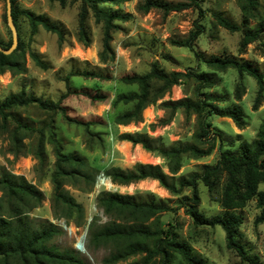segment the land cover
<instances>
[{"label": "rangeland", "instance_id": "374dc122", "mask_svg": "<svg viewBox=\"0 0 264 264\" xmlns=\"http://www.w3.org/2000/svg\"><path fill=\"white\" fill-rule=\"evenodd\" d=\"M138 1L131 0L118 7L101 6L106 11L118 10L131 15L128 22L119 23L120 30L113 34L111 48L114 52V61L102 65L98 59L102 49V32L100 26L94 23L91 10L88 11L87 20L91 45L85 48L75 39L82 0H69L65 6L49 0H17L21 10L44 16L50 23L60 27L65 37L60 46L54 34L39 28L37 33L31 36L27 22L25 20L20 22L17 35L18 41L24 44L26 72L17 76L6 72L0 76V101L10 94L23 90L35 98L56 103L66 93L65 79L78 74L79 76L69 78L71 94L61 100V106L69 118L87 124L78 126L67 123L60 113L45 112L35 105L13 110L12 114L22 125L43 131L45 159L39 163L35 156L38 134L35 132L27 135L22 141L24 151L15 156L9 152L8 134L0 121V174L5 172L22 177L42 194L41 204L27 213L30 220L48 221L57 227L61 223L65 225L66 222L64 219H55L51 210L50 177L55 159L52 146L46 142L49 125L61 143L63 152L69 155L76 154L85 159L95 179L100 174L108 178L104 172L112 167L130 170L137 163L158 165L167 173L164 161L160 157L128 142L126 148L122 145L123 142L118 140L119 135L135 133L146 135L157 140L156 145L163 148L175 143L181 145L193 143L197 117L186 116L182 111L171 113L161 106V103L169 100L194 99L193 89L196 84L192 80L173 86L162 99L148 106L146 109L149 110V116L145 117L142 112L141 123L128 126L113 124L117 115L130 109V105L113 106L115 98L137 91L136 86L125 85L121 79L125 76L147 74L154 64L166 73L194 71L211 74L215 81L214 86L202 89L201 93L221 99V102L214 103L219 108L237 106L243 113L242 128H238L228 118L207 117L205 122L211 125V137L215 138L214 151L210 156L200 160L183 158L176 177L200 173L202 165L214 166L217 163L220 152L225 150L235 152L241 143H251L256 138L264 119V81L260 88L256 81L245 73L239 74L232 69L213 72L199 63L195 54L246 61L264 73V0H257V15L249 21V29L262 27L261 33L258 40L247 45L243 43L241 32L229 33L218 26L214 17L219 13L232 23L240 25L241 12L237 0H202L199 4L200 10L190 8L167 16L158 11H150L145 15L136 13L135 6ZM5 14V0H0V41L4 45L11 41V32L3 20ZM194 22L203 27V33L194 42L193 49L174 45L172 42L181 41L187 36ZM31 54L37 57L45 69L32 61ZM83 72L101 75L106 77V80L80 76ZM95 95L104 96L105 101L92 100ZM16 127L13 121L7 120L9 131L15 130ZM136 154H142L145 157L144 162L136 159ZM95 184L94 180L90 188H86L82 183L64 186L65 191L83 207V226L77 227L76 221L72 219L68 221V228L71 227L72 232L59 227L63 234L51 242L60 250L73 249L87 264H102V260L108 254L107 250L100 249L91 256L85 248L86 241L84 253H87L90 259L75 248L76 235L78 236L79 231L86 226L88 216L91 220L97 219L98 224L108 222L96 206V198L101 192L132 196L141 202L162 203L172 209L160 217L161 227L163 229L173 227L178 240L189 245L193 254L205 264H251V262L264 264V222L255 223L260 212L255 199L248 201L241 210L236 211V214L242 217V224L238 229L239 236L236 238L245 253V258L241 259L234 251L226 248L225 235L220 227L196 226L185 214V210L181 208V197H190L191 190H185L181 196L173 197L157 181L149 179L128 186L113 184L118 188V192L99 190ZM224 184L225 176H222L215 191L209 193L200 181L197 182L200 200L198 211L203 216L210 218L223 212L219 200ZM258 189L263 191L264 185H260ZM144 256L136 255L118 264H143ZM179 261L180 258L176 256L174 263ZM147 264L161 262L159 258H154Z\"/></svg>", "mask_w": 264, "mask_h": 264}, {"label": "trees", "instance_id": "16d2710c", "mask_svg": "<svg viewBox=\"0 0 264 264\" xmlns=\"http://www.w3.org/2000/svg\"><path fill=\"white\" fill-rule=\"evenodd\" d=\"M65 6L69 0H49ZM131 0H82L81 10L78 16V26L75 35L76 42L85 48L91 45V36L87 28L88 11H92L94 23L99 25L102 32V46L98 54L102 65L114 61V52L111 48L112 37L120 30L119 23L128 22L131 15L118 10L106 11L102 5L118 7ZM202 0H189L187 3H173L167 0H139L135 6L136 13L145 15L150 11H158L163 16L170 13H178L190 8L199 9ZM241 12V23L237 25L221 14L214 15L219 27L229 33L241 32L245 45L258 40L262 27L249 29V21L257 15V0H237ZM11 17L14 27L19 33V24L23 20L27 22L30 35L34 36L39 28L54 34L61 46L65 33L55 24L41 15H35L29 11L21 10L17 0H10ZM6 21V14L4 19ZM203 33V27L197 22L181 41L172 42L178 47L193 49L194 42ZM12 41L0 47L3 50L10 48ZM197 61L213 72H223L227 69L235 70L239 74L245 73L253 78L262 88L264 73L251 63L235 58L206 57L196 53ZM31 59L42 69L45 66L36 56L31 54ZM12 76L23 75L25 68L24 44L18 41V46L10 55L0 53V76L4 73ZM79 76L70 75L65 79L66 93L58 102L53 103L35 98L23 90L10 94L0 101V121L2 128L8 134L9 152L15 156L24 151L22 141L27 135L38 134L35 156L39 163L45 159L43 131H36L30 126L22 125L12 114V111L35 105L40 110L50 113H60L67 123L78 126L87 124L75 121L65 114L61 106V100L70 93L69 78ZM80 76L106 80V77L94 73L83 72ZM192 80L194 87V99L182 98L176 101L161 103L162 108L175 113L182 111L186 116L197 117V129L193 134V143L181 145L175 143L168 148L156 145L146 135L122 134L118 136L121 142H128L133 146H141L147 153H153L164 161L167 173L158 165L135 164L130 170H121L112 167L104 172L112 184L128 186L144 180L157 181L159 185L168 191L173 197L181 196L185 190H191V196L181 197V208L190 217L196 226L220 227L225 235L226 248L234 251L241 259L245 258L243 247L237 242L238 229L242 224V217L236 214L245 204L255 199L256 206L260 210L255 223L264 222V190L258 187L264 185V119L259 126L256 138L251 143H241L235 152L225 150L219 153V159L214 166L202 165L200 173H191L186 177H176L181 169L182 159L187 157L192 160H200L208 157L215 149V138L211 137V125L205 122L210 116L228 118L238 128L243 126V113L237 106L219 108L214 103L221 99L201 93L202 89L211 88L215 81L211 74L205 72L188 71L166 73L157 65H153L150 71L144 75L125 76L121 82L125 85L136 86L135 93L118 95L113 106L119 104L130 109L117 115L113 124L116 126H128L142 122L141 113L150 105L162 99L170 89L184 81ZM97 102L105 101V97L95 95L91 98ZM16 124L15 130L9 131L7 120ZM47 143L52 146L54 165L50 177L52 186L51 210L57 220L64 219L65 225L74 219L77 227H82L83 207L76 203L73 197L65 191L66 184H84L86 188L92 187L95 178L85 159L76 154H65L63 147L56 138L49 125ZM21 134V136H20ZM23 134V135H22ZM218 139L217 136H215ZM212 138V139H211ZM225 176L219 203L223 212L207 218L198 211L200 203L197 193V182L200 181L209 193H213L218 187L219 181ZM0 264H87L79 258L73 249L60 250L51 242L63 234L62 230L48 221L30 220L27 213L36 209L42 202V194L37 188L25 182L22 177H15L8 173L0 174ZM96 206L107 218L105 224H98L93 219L88 226L85 248L91 256L100 250L108 251L102 264H118L136 255H145L142 263L147 264L154 258H159L161 264H205L198 259L193 250L185 242L178 240L173 227L163 229L160 217L170 212L162 203L141 202L132 196L101 192L96 198ZM178 256L180 261L175 262ZM255 264V262H251Z\"/></svg>", "mask_w": 264, "mask_h": 264}, {"label": "water", "instance_id": "95a60500", "mask_svg": "<svg viewBox=\"0 0 264 264\" xmlns=\"http://www.w3.org/2000/svg\"><path fill=\"white\" fill-rule=\"evenodd\" d=\"M5 4H6V23H7V27L9 29V31L11 32V41H12V44L10 46L9 49L7 50H3L1 47H0V53L8 56L10 55L13 51H15V49L17 48V45H18V35H17V31L14 27V24H13V20H12V17H11V5H10V0H5ZM91 219H88L86 221V226H85V229H84V235L87 237V231H88V226L89 224L91 223ZM60 228H62L63 230H68L70 231V229L65 226L63 223L60 224L59 226ZM84 244L85 242H82L81 244V250L83 252H85V249H84ZM87 257L90 259L89 255L86 253Z\"/></svg>", "mask_w": 264, "mask_h": 264}, {"label": "bare ground", "instance_id": "6f19581e", "mask_svg": "<svg viewBox=\"0 0 264 264\" xmlns=\"http://www.w3.org/2000/svg\"><path fill=\"white\" fill-rule=\"evenodd\" d=\"M143 112H144L145 117H148L149 116V110L145 109ZM122 145H124L126 148L128 147L127 146L128 143H126V142H123ZM135 158L138 159V160H140V162L141 161L144 162V160H145V157L142 154H136V157ZM100 183H104V185H105V187H106L107 190L112 191V192H118V188L116 186H114L111 182H108V181L102 182L101 180H99L95 184V187L96 188L99 187L98 184H100ZM88 219H89V216L86 218V221ZM84 227L82 228V230L79 231L78 236L76 235V241H75V244L76 245H75V248L77 250H80V253H82L83 255H86V253H84V252L81 251V244H82V242H85L86 241V236L84 235ZM69 229H70V232H72L73 229L71 227Z\"/></svg>", "mask_w": 264, "mask_h": 264}, {"label": "built area", "instance_id": "2783aa9c", "mask_svg": "<svg viewBox=\"0 0 264 264\" xmlns=\"http://www.w3.org/2000/svg\"><path fill=\"white\" fill-rule=\"evenodd\" d=\"M99 180H101L102 182H104V181H108V182H110V180H109V178H105L104 177V175L103 174H100V175H98L97 177H96V179H95V183H97ZM98 186H99V190H106V187H105V185H104V183H100V184H98ZM98 190V191H99ZM97 191V192H98Z\"/></svg>", "mask_w": 264, "mask_h": 264}]
</instances>
